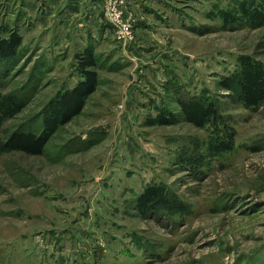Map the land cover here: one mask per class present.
Masks as SVG:
<instances>
[{
  "label": "rangeland",
  "instance_id": "rangeland-1",
  "mask_svg": "<svg viewBox=\"0 0 264 264\" xmlns=\"http://www.w3.org/2000/svg\"><path fill=\"white\" fill-rule=\"evenodd\" d=\"M45 4L0 0V37L22 39L0 64V144L46 132V106L81 81L87 47L98 86L43 155L0 147V264H264V101L220 86L241 57L264 66V0H130L127 53L109 29L87 47L79 32L56 44ZM191 97L219 121L185 117ZM151 186L162 205L141 211Z\"/></svg>",
  "mask_w": 264,
  "mask_h": 264
},
{
  "label": "trees",
  "instance_id": "trees-1",
  "mask_svg": "<svg viewBox=\"0 0 264 264\" xmlns=\"http://www.w3.org/2000/svg\"><path fill=\"white\" fill-rule=\"evenodd\" d=\"M264 13V12H262ZM237 20V19H236ZM22 45L21 36L12 32L9 38L0 37V64H9L16 61L20 55ZM98 66V57L92 47H87L77 57V69L81 74V81L72 89H67L53 97L47 104L46 116L42 125L43 134L34 131H14L5 142L0 144L4 152L20 151L29 155H43L49 143V132L63 126L80 114L84 108L86 99L98 86V74L95 68ZM223 89L234 92L237 98L246 105L255 106L264 101V66L253 63L246 57H241L238 68L229 76L224 77L220 85ZM182 105V113L196 124L218 122L219 111L214 104H199L193 98H179ZM10 107L15 106L17 112L23 108V104L9 102ZM9 105V104H8ZM234 132L228 135V141H222L221 150H229L233 147ZM220 145V146H221ZM219 146V145H218ZM162 193L157 186L145 189L138 198V207L141 211L158 209L162 205ZM168 208V207H167Z\"/></svg>",
  "mask_w": 264,
  "mask_h": 264
},
{
  "label": "crops",
  "instance_id": "crops-1",
  "mask_svg": "<svg viewBox=\"0 0 264 264\" xmlns=\"http://www.w3.org/2000/svg\"><path fill=\"white\" fill-rule=\"evenodd\" d=\"M58 1L59 0H47V5L45 4L46 11L44 18L45 22L50 21L52 25L56 22L60 25V28L63 29L61 35H59V33L57 36L58 39L56 44L60 42V44L66 43L69 45L71 38L66 39V33L68 32L69 37H73L74 33H83V37L85 38V43L83 41V44H85L86 47L92 44V41L95 39L110 38L106 29L111 31H113V29H111L112 27L103 12V0H62L61 5L57 7ZM130 8V0H128L127 9L129 10ZM56 11L60 14L57 17L55 16ZM143 29V27L139 29L140 32ZM88 31L92 39H87ZM139 40H142V44L146 41V39L141 38ZM120 48L122 53H127L128 48L130 49L131 47L130 45H127L126 48H122V46H120Z\"/></svg>",
  "mask_w": 264,
  "mask_h": 264
},
{
  "label": "built area",
  "instance_id": "built-area-1",
  "mask_svg": "<svg viewBox=\"0 0 264 264\" xmlns=\"http://www.w3.org/2000/svg\"><path fill=\"white\" fill-rule=\"evenodd\" d=\"M104 14L113 29L115 39L127 46L133 36L132 16L127 10V0H103Z\"/></svg>",
  "mask_w": 264,
  "mask_h": 264
}]
</instances>
